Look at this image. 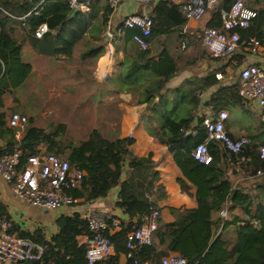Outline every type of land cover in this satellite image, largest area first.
Here are the masks:
<instances>
[{"label":"trees","instance_id":"1","mask_svg":"<svg viewBox=\"0 0 264 264\" xmlns=\"http://www.w3.org/2000/svg\"><path fill=\"white\" fill-rule=\"evenodd\" d=\"M234 1L218 0L207 12L209 17L205 28L221 29L220 10L229 9ZM37 2L0 0V7L4 11H0V138L6 143L0 153H19L17 171L27 165L29 157L40 153L54 154L67 160L71 169L82 172L78 187L69 194L83 202L103 198L111 189L119 187L117 205L129 219L135 218V222H119L118 229L115 230L111 221L107 220L102 234L111 239L114 252L106 259L93 263L119 264V256L128 253L127 234L143 223V218L150 213L152 205L157 206L151 191L156 172L149 175L150 180H147V174L144 176L139 173V178L122 181V163L127 160L130 169L141 171L150 168L151 156L138 157L130 150L132 139L107 140L97 129L92 131L88 139L71 147L66 156V147L59 138H55L57 134L36 131L15 139L16 130L6 125L7 114L2 111L4 94L12 91L9 80L16 87L21 84L26 73L25 68L15 65L13 76L9 78L6 75L9 58L17 56L15 54L19 50L12 37L15 23L24 26L31 37L40 25L46 24L49 32L43 36V41L52 39L50 32L58 30L57 35L69 44L70 49L79 41L82 49L92 51L98 58L104 54L106 28L113 9L97 1L92 5L90 14L79 13L71 17L72 10L65 2L48 0L38 7ZM179 11L174 3L159 1L151 11L152 26L148 41L158 42L160 36L176 32L173 14ZM7 14L22 19L11 18ZM181 18L182 23L186 21L183 16ZM87 20L92 22L90 28L85 25ZM238 31L241 42H246L251 37L264 39V5L258 8L257 16L250 26ZM138 32L137 28L118 24L113 30L112 45L115 52L121 51L124 55L122 67L131 77L132 94L139 96L136 102L145 103L147 111L157 114L164 110V105L161 102L154 103L153 98L160 95L168 80L177 73V57L167 49L154 55L153 45L147 50L136 49L131 38ZM196 32L190 37L189 43L200 38ZM65 34L69 38L64 37ZM46 41L35 43L46 45ZM50 43L53 45L52 49L60 46L55 39ZM141 82H145V85L140 86ZM217 83L219 80L213 72L204 78L199 88L207 90ZM178 91L181 101L179 109L173 116H167L151 134L158 143L167 147L180 170L181 176L177 178V183L181 191L188 194L189 184L195 186L197 206L192 209L169 208L173 220L166 222L160 217L153 234V243L141 247V251H133L131 257H126L125 264H160L163 257L171 254L183 258L186 264H264V159L259 157V149L264 146V141H261V137H251L244 152L235 155L219 141L211 140L207 143L210 162H198L193 151L197 145L205 142L206 134L202 118L192 115L191 111L198 107L199 101L192 92ZM211 103L214 108L241 104L239 82L232 87L222 88ZM194 118H197L196 124L193 122ZM42 144L45 145L44 151L39 149ZM229 170L232 175L255 180L252 189L254 192H251L250 187L234 185L229 177ZM224 209L227 211L225 219L219 214ZM4 219H9V216L0 205V231ZM56 225L58 231L49 240L40 230L30 233L20 230L14 224L9 232L17 233L19 237L43 247L41 258L27 264H87L85 243L78 240L81 236L88 238L91 235L86 221L79 213H74L60 216Z\"/></svg>","mask_w":264,"mask_h":264},{"label":"crops","instance_id":"2","mask_svg":"<svg viewBox=\"0 0 264 264\" xmlns=\"http://www.w3.org/2000/svg\"><path fill=\"white\" fill-rule=\"evenodd\" d=\"M167 1L178 6L173 0ZM248 1L251 3L258 1L259 7L264 5V0ZM158 2H150L145 6L129 0L125 2L126 4L120 2L121 4L119 3V6L113 10L106 29L110 30L111 27L114 30L118 24H123L124 18L128 15L144 9L151 15L153 7ZM179 13L173 14L176 32L160 36L158 42L149 41V48L153 45L154 55L167 49L175 58L177 57V73L168 80L164 89L160 91V95L153 98L154 103L161 102L164 105V110L157 114L147 111L145 103L136 102L139 96L132 94L134 91L131 90V77L122 67L124 55L121 51L115 52L112 45L114 35L110 32H108L109 38L104 54L97 58L92 51L76 49L79 41L73 49H70L69 44L57 35L58 30L50 32L52 39L44 40L46 45L35 43L36 41L44 43V41L42 38L34 39L27 34L24 26L15 23L12 37L18 44L19 50L15 54L17 56L9 58L6 75H9V78L13 76L12 70L15 65L25 68L26 73L21 84L16 87H13L9 80L12 91L6 92L3 97V111L9 114L6 116L7 126L10 113L13 112L23 114L27 117V122L30 119L33 122L28 129L24 125L20 129V135H15V139L41 129H49L51 133L50 131L58 124L62 132L57 133L55 138H59L65 145L66 156L71 147L88 139L94 129H97L100 135L107 140L132 139L131 152L138 157L150 155L152 165L145 170H132L128 166V161L125 160L122 163L121 180L139 178V173L144 176L147 174V180H150L149 175L156 172L151 187L152 197L160 210L161 219L166 222L173 220L169 208L192 209L197 206L195 186L189 184L188 194L181 191L177 183V178L181 176L180 170L167 147L158 143L151 134L167 116H173L174 112L179 109L181 101L178 90L192 92L193 95L196 92L203 94V99H198V107L191 111V114L196 117L202 118L208 111L216 113L219 110H225L228 113V119L224 127L230 138L261 137V141H264V120L261 118V109L257 105L243 100L242 97L241 104L237 106L214 108V104L211 103L222 88L232 87L238 82L240 69L248 65L264 64V45L256 53H251L242 41L235 54L223 58L212 57L210 63L205 62L207 59L200 52L198 57L189 56V53L179 57L177 54L187 48L182 49L181 47L183 39L186 37L189 45L190 37L194 35L196 31L194 29L199 22L185 19L186 21L182 23L183 15L181 11ZM114 15L116 18L112 20ZM85 25L90 28L92 22L87 20ZM205 29L198 34L200 38L195 39L196 41L201 42L202 32ZM64 37L69 38V35L65 34ZM54 39L60 43L58 49H52L53 45L50 42ZM189 52H192L190 48ZM196 61H202L203 67L201 66L198 70L192 68ZM231 70L237 71L235 80L229 75ZM213 72L215 75L217 73L222 75L219 83L207 90L199 88L204 78ZM142 84L145 85V82H141L140 86ZM20 97L24 98L20 99ZM193 122L196 124L197 118H194ZM70 130L74 132L71 134ZM5 144V140L0 138V151L5 148ZM39 149L40 151L45 150V145L42 144ZM228 174L234 185L250 187L251 192H254L252 189L255 180L243 178L241 175H232L230 170ZM118 201L119 187H115L105 197L95 201L80 200L75 205L50 211L28 205L18 199L8 183L0 177V205L5 208L9 216L8 220L23 231L32 233L40 230L47 240L58 231L56 220L60 216H70L74 213L81 215L89 210L103 211L116 218L118 223L135 222V218L129 219L117 205ZM235 212H238V209H235ZM116 229L118 227H115ZM14 234L18 236L17 233ZM78 240L86 243L87 238L81 236ZM142 249L139 248V251ZM126 260L124 254L119 256V264H125Z\"/></svg>","mask_w":264,"mask_h":264},{"label":"built area","instance_id":"3","mask_svg":"<svg viewBox=\"0 0 264 264\" xmlns=\"http://www.w3.org/2000/svg\"><path fill=\"white\" fill-rule=\"evenodd\" d=\"M37 7L48 0H37ZM68 4L73 11L88 15L92 11V5L102 1L111 9L119 6L121 0H58ZM142 5L162 0H129ZM166 1V0H164ZM181 14L186 20L200 21L207 12L212 9L218 0H173ZM258 4L249 5L245 0H235L229 9L220 10L221 29L206 28L202 32L201 45L214 58L230 57L238 50L241 42L239 29H246L251 21L257 16ZM0 11H3L0 7ZM4 12V11H3ZM11 18H16L10 14ZM123 26L137 28L138 33L131 38L132 45L139 50L149 48L148 37L151 34L152 18L146 9L128 15L123 20ZM49 32L46 24L40 25L33 33V37L41 39ZM247 50L256 53L263 47L264 39L259 40L251 37L244 42ZM188 45L185 37L182 41V49ZM216 79H222L217 73ZM239 94L243 100L257 105L261 109V118L264 120V64H253L243 67L239 71ZM198 99H203L201 92H196ZM228 119L225 110L216 113L209 111L202 116L203 128L206 140L196 146L193 151L194 158L204 164L210 162L207 143L211 140L219 141L227 150L235 155L242 154L250 144L246 137L239 139L230 138L224 127ZM27 123V118L19 113H12L8 118V126L16 130L15 135H20V129ZM260 159H264V146L259 149ZM19 153H2L0 155V177L8 183L14 195L28 205L43 208L46 210H58L64 206L77 204L80 200L73 198L69 192L78 187L82 172L71 169L67 160L59 158L54 154L40 153L31 156L27 165L20 171L16 170ZM260 172H258V175ZM220 217H227L226 209L220 211ZM88 225L91 233L85 243V258L87 264H93L106 259L113 254L114 246L108 236L102 234L106 228L107 220L111 221L114 227L118 226V220L103 211L89 210L80 215ZM160 210L157 206L150 207V213L143 218V223L130 231L126 237V257H131L133 251L150 246L153 243V234L158 225ZM12 223L8 219L1 222L0 231V264H27L41 258L43 247L40 244L16 236L10 233ZM160 264H186V261L175 255L163 257Z\"/></svg>","mask_w":264,"mask_h":264},{"label":"rangeland","instance_id":"4","mask_svg":"<svg viewBox=\"0 0 264 264\" xmlns=\"http://www.w3.org/2000/svg\"><path fill=\"white\" fill-rule=\"evenodd\" d=\"M128 0H121V3L123 2L124 4H126L125 2H127ZM246 1V3L247 4H249V5H252V3L250 2V1H248V0H245ZM104 3V2H103ZM120 3V4H121ZM105 4V3H104ZM208 17H209V14H206L197 24H196V28L194 29V30H196L197 32H196V34H198V33H200L204 28H205V23H206V21H207V19H208ZM115 18H116V16L114 15V17H112L111 19L112 20H115ZM97 21H98V19L95 21V23H97ZM108 32H110L112 35H113V29L110 27V30H108V29H106V34H108ZM104 42H106L107 43V41H105L104 40ZM196 43V44H195ZM106 45V44H105ZM192 46H194V48L192 47ZM192 47V48H191ZM189 48H190V51H192V52H189ZM76 49H82V43L81 42H79L78 44H77V46H76ZM188 51V52H187ZM201 53V55L204 57V58H206L207 59V61H205L206 63H210V60L212 61V56L203 48V46L201 45V42L200 41H196L195 39L193 40V42H191V43H189V45L187 46V48L185 49V51H183V52H181V53H178L177 55L179 56V57H182L183 55H186L187 53H189V56H199L200 55V53ZM186 53V54H185ZM185 59H188L187 57H185ZM195 65L192 67V68H195L196 70H198V69H200L201 68V66H202V61H196L195 63H194ZM203 67V66H202ZM1 71V70H0ZM229 75L231 76V78L233 79V80H235L236 78H237V71L235 72L234 70L232 71H230L229 72ZM24 93H25V91H24ZM23 96L25 95V94H22ZM21 98H24V97H20V99ZM2 111H3V109H2ZM13 113H18V112H13ZM12 113H10V115H11ZM20 114V113H19ZM9 114L7 113V116H8ZM21 115H23V114H21ZM23 116H25V115H23ZM26 117V116H25ZM27 118V117H26ZM242 119H244L243 117H241ZM32 121H31V119L25 124V128L26 129H28L29 127H31V125H32ZM58 125V124H57ZM57 125H55L56 127H54L50 132H51V134L52 135H56L57 133H59V132H62V129H60L59 128V126H57ZM38 131H41V132H44V133H49V129L47 130H44V129H41V130H38ZM71 131V134H72V132H74V130H70ZM42 151H44V150H42ZM58 157V156H57ZM60 158V157H59Z\"/></svg>","mask_w":264,"mask_h":264},{"label":"water","instance_id":"5","mask_svg":"<svg viewBox=\"0 0 264 264\" xmlns=\"http://www.w3.org/2000/svg\"><path fill=\"white\" fill-rule=\"evenodd\" d=\"M77 13H78L77 9H74V10L72 11V13H71V17H73V16L76 15ZM108 38H109V33L106 34V36H105V41H107Z\"/></svg>","mask_w":264,"mask_h":264}]
</instances>
